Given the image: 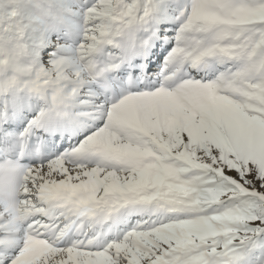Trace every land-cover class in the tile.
Returning a JSON list of instances; mask_svg holds the SVG:
<instances>
[{
  "label": "snow or ice",
  "instance_id": "snow-or-ice-1",
  "mask_svg": "<svg viewBox=\"0 0 264 264\" xmlns=\"http://www.w3.org/2000/svg\"><path fill=\"white\" fill-rule=\"evenodd\" d=\"M0 264H264V0H0Z\"/></svg>",
  "mask_w": 264,
  "mask_h": 264
}]
</instances>
